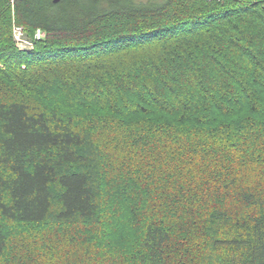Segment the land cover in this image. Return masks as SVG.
I'll return each mask as SVG.
<instances>
[{"label": "trees", "instance_id": "16d2710c", "mask_svg": "<svg viewBox=\"0 0 264 264\" xmlns=\"http://www.w3.org/2000/svg\"><path fill=\"white\" fill-rule=\"evenodd\" d=\"M0 264H264V0H0Z\"/></svg>", "mask_w": 264, "mask_h": 264}, {"label": "built area", "instance_id": "2783aa9c", "mask_svg": "<svg viewBox=\"0 0 264 264\" xmlns=\"http://www.w3.org/2000/svg\"><path fill=\"white\" fill-rule=\"evenodd\" d=\"M208 2H222L223 0H205ZM45 36L44 32L41 30H36L34 38H29L23 27L13 24L12 26V39L15 44V47L20 51L31 50L34 46V42L43 39Z\"/></svg>", "mask_w": 264, "mask_h": 264}, {"label": "water", "instance_id": "95a60500", "mask_svg": "<svg viewBox=\"0 0 264 264\" xmlns=\"http://www.w3.org/2000/svg\"><path fill=\"white\" fill-rule=\"evenodd\" d=\"M58 2V0H54V3Z\"/></svg>", "mask_w": 264, "mask_h": 264}, {"label": "rangeland", "instance_id": "374dc122", "mask_svg": "<svg viewBox=\"0 0 264 264\" xmlns=\"http://www.w3.org/2000/svg\"><path fill=\"white\" fill-rule=\"evenodd\" d=\"M27 51V50H26Z\"/></svg>", "mask_w": 264, "mask_h": 264}]
</instances>
